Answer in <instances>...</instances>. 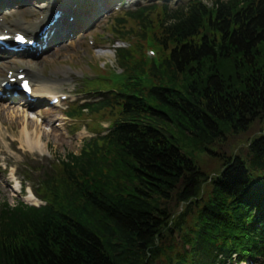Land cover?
<instances>
[{
	"label": "trees",
	"instance_id": "obj_1",
	"mask_svg": "<svg viewBox=\"0 0 264 264\" xmlns=\"http://www.w3.org/2000/svg\"><path fill=\"white\" fill-rule=\"evenodd\" d=\"M161 33L171 51L146 85L134 74V94L121 89L123 120L63 165L45 205L2 211L0 264H226L233 253L264 254V131L245 155L226 157L209 190L186 144L205 150L227 131L264 124V0H197ZM134 68H145L142 58ZM175 199L187 207L178 215Z\"/></svg>",
	"mask_w": 264,
	"mask_h": 264
},
{
	"label": "rangeland",
	"instance_id": "obj_2",
	"mask_svg": "<svg viewBox=\"0 0 264 264\" xmlns=\"http://www.w3.org/2000/svg\"><path fill=\"white\" fill-rule=\"evenodd\" d=\"M154 1L153 0H147L143 4L150 5ZM77 50L79 53V56L81 54H84V52H87L89 54L92 53L91 50H89L87 47H82L80 44L77 45ZM72 55V54H71ZM70 55V57H71ZM74 55H72L73 57ZM104 56H107V60H110L113 64V58H111L113 55L111 52H105L101 51L96 54L95 58L98 57V63L103 64L102 58H105ZM111 58V59H110ZM103 62V63H102ZM81 61L76 60L75 64H77L76 68H74V72L81 71L80 68ZM84 65V63H82ZM115 65V64H113ZM59 68L62 71H68L70 70L67 65H60ZM91 78L96 77V74H89ZM86 80V79H84ZM83 80V81H84ZM82 81V82H83ZM80 82V81H78ZM81 83V82H80ZM80 86V84H79ZM90 94H86L84 96H89ZM48 119H53L52 117H48ZM47 119H44L45 121ZM107 123V122H106ZM74 121H68L62 120L59 122L58 127H48V124L42 125L38 124L37 126H32L29 128L30 137L32 139H37L39 141V147L43 149L46 156L42 157L38 154L34 156H28V162H34L35 164L34 169H37L38 162H41L44 158H57L58 156H61L67 152H77L83 139L87 136H90L92 133L88 132L85 129V121L79 122V129L76 132H71V127L73 126ZM35 131V134H32V132ZM233 131V130H232ZM243 131V130H242ZM233 131L229 132L227 131L228 135H224L221 137V140L215 141L211 145H207L208 149H200L199 147H202L201 144L197 145L194 142L186 141V144L188 147L193 150L192 152L195 153V160L196 165L199 166V168L206 174L209 175V180L204 183V189L209 190V188L212 187L210 185V180L213 176H216L217 173H219V170L221 169V163L226 159V157L230 156L231 154H241L245 155L247 153V146L249 143V140L259 134H261L264 131V124L261 121H255L253 124H251L246 131ZM15 159L19 157V154L15 153L13 156ZM37 166V167H36ZM38 174L37 170L33 171L30 175L36 179V175ZM3 177V176H2ZM4 179V177H3ZM7 199L10 202H14V198L10 193L6 191L5 188H0V200ZM171 208L174 214L178 215L181 211L183 212L187 207L186 203L182 201H178L175 199V201L171 203ZM193 215V211L191 213ZM191 216H188L187 219H185L186 222L191 220ZM238 264V263H236Z\"/></svg>",
	"mask_w": 264,
	"mask_h": 264
},
{
	"label": "bare ground",
	"instance_id": "obj_3",
	"mask_svg": "<svg viewBox=\"0 0 264 264\" xmlns=\"http://www.w3.org/2000/svg\"><path fill=\"white\" fill-rule=\"evenodd\" d=\"M42 1H43V0H42ZM36 6H37V5H36ZM47 6H48V5H46V3H43V4H41L40 7L37 6L38 8H35V9L28 7V8H26V13H27L28 15H29L30 13H33V15H38L39 12H40L39 9H41L42 11H44V10L47 9ZM24 12H25V10H24ZM47 86H49V85H47ZM42 88L44 89L45 93L49 91V89H47V88H45V87H43V86H42ZM35 93H36V92H35ZM1 112H2V111L0 110V117H1ZM26 124H27V126H26V127H25V126L23 127V131H24L25 134H26V139H25V141H26L28 144H31V145H32V143H33V144L37 145V141H32L30 138H27V137L29 136V133L27 132L26 129H27L32 123L29 121V122H27ZM31 142H32V143H31ZM26 199H27L28 201H33V200H35V198L33 197V195H32L31 193H28Z\"/></svg>",
	"mask_w": 264,
	"mask_h": 264
},
{
	"label": "snow or ice",
	"instance_id": "obj_4",
	"mask_svg": "<svg viewBox=\"0 0 264 264\" xmlns=\"http://www.w3.org/2000/svg\"><path fill=\"white\" fill-rule=\"evenodd\" d=\"M16 38L21 40V41H23L25 39L23 36H17ZM25 87H27V83H25Z\"/></svg>",
	"mask_w": 264,
	"mask_h": 264
}]
</instances>
